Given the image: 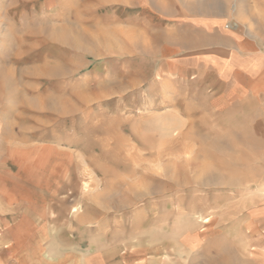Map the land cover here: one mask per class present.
Here are the masks:
<instances>
[{"label": "rangeland", "instance_id": "374dc122", "mask_svg": "<svg viewBox=\"0 0 264 264\" xmlns=\"http://www.w3.org/2000/svg\"><path fill=\"white\" fill-rule=\"evenodd\" d=\"M257 1L0 0V248L25 229L156 264L193 262L196 235L208 262L252 253L264 97L227 63L264 35Z\"/></svg>", "mask_w": 264, "mask_h": 264}, {"label": "crops", "instance_id": "0c3cea01", "mask_svg": "<svg viewBox=\"0 0 264 264\" xmlns=\"http://www.w3.org/2000/svg\"><path fill=\"white\" fill-rule=\"evenodd\" d=\"M251 3L249 16L263 20L264 0L257 1V5H255L256 2ZM261 24L260 21V27ZM238 55L241 57V61L238 60ZM235 56H237V60L228 62L227 67L229 73L232 72L234 75L247 77L249 83L244 82L241 91H246L248 95L259 92L257 96L260 98L264 97L263 33L260 31L257 45H243L240 46V49L237 46ZM222 73V71H218L219 75H222ZM237 88V86H234V89L230 92L231 94H227L226 97H236L241 92L239 90L240 87L236 90ZM22 223L18 222V227L26 226L24 221ZM17 232L19 234L13 233L8 236V239H6L7 243H9L8 245L2 244L3 247L0 248V264H156L154 259H147L143 262L141 261L143 259H133L118 252L108 253L100 248L92 251L88 247L80 253L75 250H68L70 247L63 245L62 250H46L45 245L48 243L49 238L53 239L52 236L48 237L41 234L27 239L28 236L25 229L17 230ZM246 239V243H250L249 237H246ZM189 242L194 243V261L190 264H264V234H259L254 240L257 246L252 253L250 251L237 252L234 245L226 244L225 247H221L220 252L211 255L209 262L207 258H204L203 237L196 235L194 240ZM28 243L30 244L28 245ZM69 246H72V244ZM182 259L183 257L180 256L178 264H185Z\"/></svg>", "mask_w": 264, "mask_h": 264}, {"label": "bare ground", "instance_id": "6f19581e", "mask_svg": "<svg viewBox=\"0 0 264 264\" xmlns=\"http://www.w3.org/2000/svg\"><path fill=\"white\" fill-rule=\"evenodd\" d=\"M75 211V210H74Z\"/></svg>", "mask_w": 264, "mask_h": 264}]
</instances>
